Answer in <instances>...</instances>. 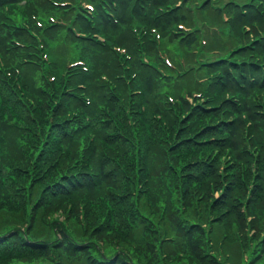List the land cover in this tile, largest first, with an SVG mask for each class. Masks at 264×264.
Returning <instances> with one entry per match:
<instances>
[{
  "label": "trees",
  "instance_id": "16d2710c",
  "mask_svg": "<svg viewBox=\"0 0 264 264\" xmlns=\"http://www.w3.org/2000/svg\"><path fill=\"white\" fill-rule=\"evenodd\" d=\"M22 1L0 0V264H264V0L230 23L208 1ZM196 12L221 32L178 31ZM205 35L225 54L172 106L187 77L157 49Z\"/></svg>",
  "mask_w": 264,
  "mask_h": 264
},
{
  "label": "rangeland",
  "instance_id": "374dc122",
  "mask_svg": "<svg viewBox=\"0 0 264 264\" xmlns=\"http://www.w3.org/2000/svg\"><path fill=\"white\" fill-rule=\"evenodd\" d=\"M191 2H192L193 5H196L197 3L202 2V0H191ZM212 6H211V8H212ZM214 6H216L215 8H218L217 5H214ZM219 9L220 10L214 9L213 10L214 13H220L221 14L222 10L224 9L225 11H227V14H228L227 7L222 6V8H219ZM214 16H216V15L214 14ZM195 18L197 19V23H198V26H199L198 30L201 33H205L208 29L205 28V25L203 24V22L207 21L208 17L203 15V12H202L201 14H198V16H196ZM207 22H209V21H207ZM187 27L193 28V26L190 25V24H187ZM188 30H190V29H188ZM184 31H186L185 28H184ZM195 32H197V30H195ZM205 38L207 39V42L205 43V50H215V49L223 50L221 44H219L217 42L215 44H212V43L209 44L208 36H205ZM159 48H160V50L162 48H164L163 41H162L161 45L159 46ZM185 50H186V53L184 52ZM224 51H226V50L224 49ZM187 52L191 53V55H188ZM206 53L207 52L204 53V52H201V51L200 52L196 51V46H194V45H192L189 48L184 49L182 46H176L174 44H171V53H168L166 51V53L164 54V58H168L170 60V62H171V64L166 65V67L168 69V72L172 73L178 68L179 69H188V70L186 72V77L187 78L184 81H182L180 83H176L175 81H174L175 83L172 82V81H168L171 84L174 83V85L171 86V90L172 91L170 93L176 94V92L180 91L181 89L184 92L183 88L187 87L188 80L190 78H192V80L194 82L191 87H198L200 85V82L196 81V78L198 80L203 78L204 75H205L204 74L205 72L200 69L199 71H195L196 74L193 75L194 71H190L189 67L181 66L179 63H180V60L182 59V57H184L185 61H187L188 63L195 64V66H198L200 64V62L207 60L209 57H213L212 55H207ZM171 55H173L174 58H172ZM197 55H200L198 61L195 60ZM163 84H165L166 86L168 85V83L165 82V81H164ZM189 85H191V84H189ZM56 216L63 218V215L61 213H57Z\"/></svg>",
  "mask_w": 264,
  "mask_h": 264
}]
</instances>
